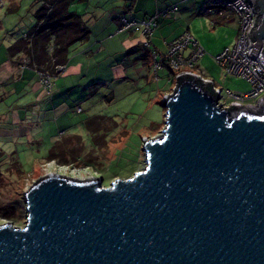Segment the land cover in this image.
I'll list each match as a JSON object with an SVG mask.
<instances>
[{
    "label": "water",
    "instance_id": "obj_1",
    "mask_svg": "<svg viewBox=\"0 0 264 264\" xmlns=\"http://www.w3.org/2000/svg\"><path fill=\"white\" fill-rule=\"evenodd\" d=\"M248 2L255 60L264 0ZM176 80L144 168L108 187L45 174L23 193L24 227L0 224V264H264V99L223 108L212 83Z\"/></svg>",
    "mask_w": 264,
    "mask_h": 264
},
{
    "label": "rangeland",
    "instance_id": "obj_2",
    "mask_svg": "<svg viewBox=\"0 0 264 264\" xmlns=\"http://www.w3.org/2000/svg\"><path fill=\"white\" fill-rule=\"evenodd\" d=\"M125 1L128 3L130 0ZM125 1L73 0L70 11L87 13L85 20L90 19L92 24L96 19L102 25L110 13L118 10ZM38 6L36 0H0V62L5 61L7 48L35 25L34 13ZM233 14L228 17L230 22L226 21L222 26L213 18L198 17L193 20L196 30L203 28L200 46L204 55L190 70L222 90L226 101L229 100L226 92L245 94L250 90L246 80L225 74L215 61L216 56L234 45L238 17ZM160 40L162 42L163 38ZM80 45L72 46L70 59ZM111 48L109 52H104L95 69L101 70L105 58L110 54V58L113 56L112 67L105 71V83L93 81L87 87L74 89L77 91L62 101L58 111H55L58 117L51 118L50 123L48 118L43 117V111L53 109L50 103L52 95H45L46 99L41 101L42 111L36 113L38 110L33 108L35 97L27 93L26 87L24 94H13L8 89L0 93V224L7 222L18 228L24 227L23 193L47 173L77 179L102 178V186L108 187L116 179H129L144 168L142 140L156 137L164 127L162 99L172 92L174 82L170 79L173 80V75L168 66L155 72L153 52L145 47L136 50L122 47L112 53ZM160 50L164 51L163 48ZM189 52L190 49L184 50L182 55L187 57ZM93 54L97 55L96 52ZM148 59L149 63L146 62ZM20 86H16L17 90ZM16 115L19 118L17 123ZM89 118L93 120L92 128L97 127L96 135L86 131L84 123ZM71 125L77 127L81 134V161L75 166L47 159L49 151L61 145L62 139L71 134L66 130L68 126L71 129ZM95 137L99 143L95 142Z\"/></svg>",
    "mask_w": 264,
    "mask_h": 264
},
{
    "label": "crops",
    "instance_id": "obj_3",
    "mask_svg": "<svg viewBox=\"0 0 264 264\" xmlns=\"http://www.w3.org/2000/svg\"><path fill=\"white\" fill-rule=\"evenodd\" d=\"M212 1L213 0H130L128 3H126V1L121 3L118 10L111 12L104 24L100 25V22L94 19L93 23L90 24L91 32L88 41L80 45V48L76 50L77 53L73 55L71 59L69 58V53L73 47L69 49L68 59L65 66L66 72L56 83H54L53 92L51 93L52 96L50 103L53 106V109L49 112L46 110L43 111V117L45 119L48 118V123L51 122V118L56 119L58 116L55 111H58L57 108L62 105V101L69 99L73 93L77 91L74 90L77 87H87L93 81L105 83V76L107 75L105 74V71L112 67L111 59L113 56L110 58V54L105 58V63H101V70L95 71V69L96 65L100 64L99 62L101 61L104 52H109L111 47V53L114 50L116 52V49L122 47L128 49L134 48L133 50H136L137 48L141 49L140 47H143L142 39L140 38L141 36L138 31L128 30L122 33H117L120 22L119 20L121 18L141 21L145 18L148 19V17L159 14L170 5L176 7V11L173 14L158 20L157 26L151 35L150 47H148V49L157 56L158 60H160L167 52L168 43L186 32L193 36L195 38L194 40L200 46V39L203 37V28L196 30L193 22L195 18H213L219 23V26L225 24L226 21L230 22L228 17L230 16V13L233 14V11L227 6L215 5ZM85 14L87 15V13ZM85 14L80 13L79 15L84 18ZM234 15L235 14H233V16ZM113 31H115L114 34ZM160 38H163L162 42H160ZM160 48H163L164 51H161ZM93 52H96L97 55H94ZM146 62L149 63V59L148 61L146 60ZM19 84H21V86L17 90L16 86ZM24 87L27 88V93L29 95L35 97L33 108L35 111L38 110L36 113H40L42 111L41 101L43 100L44 102L46 96L42 94L37 72L30 68L21 71L18 61L15 59L11 60L7 54L5 61L0 62V93H3L4 90L8 89L11 90L13 94H24L26 93ZM65 95H69V97L66 98ZM35 111L33 113H35ZM27 115L28 114H24V116L28 117ZM36 117L38 118V115H36ZM18 120L19 118L16 115L15 123H17ZM69 126L66 129L68 130L67 132H71L66 139L70 141L69 144L74 141V138L75 140L76 138H79L82 142L79 129L72 125V128L70 129ZM86 131L91 134L89 129H86ZM64 135L65 134L62 133L63 137ZM62 141L64 140L62 139ZM73 146L74 145L72 144L70 145V147ZM69 152L70 156L73 155L71 149ZM78 161L80 160L78 159Z\"/></svg>",
    "mask_w": 264,
    "mask_h": 264
},
{
    "label": "built area",
    "instance_id": "obj_4",
    "mask_svg": "<svg viewBox=\"0 0 264 264\" xmlns=\"http://www.w3.org/2000/svg\"><path fill=\"white\" fill-rule=\"evenodd\" d=\"M212 3L229 7L238 17V32L234 45L216 56L215 61L225 74L242 78L246 80L250 86L249 92L245 94L226 92L229 99L226 101L222 97V90L213 85L219 97L218 105L221 104L223 108H229L230 106L256 107L257 104L264 99V55L262 52L258 53L255 60L249 56L252 50V48H250L252 42L248 35L250 30L255 28L256 25L255 10L248 0H229L227 3L224 0H213ZM175 11L176 7L165 12L163 17L173 14ZM156 19L157 16L142 22L122 19L117 33L128 30L138 31L143 39V47L148 49L151 35L157 26ZM187 49H190V52L187 57H184L182 51ZM152 55L154 60L153 70L155 72L161 70L163 68L162 63H165L175 74L173 80L170 79V82H174L172 91L176 87V78L184 74L194 76L207 83H212L190 70L194 68L199 59L203 57L204 51L188 32L168 43L167 52L160 60L157 59L154 53H152ZM16 61H18L21 71L28 68V60L26 58L20 57L16 59ZM56 72L57 76L37 72L43 95L47 96L53 92V82L58 77L65 74L66 68L64 66L57 67ZM79 111L80 110H78L77 113H79Z\"/></svg>",
    "mask_w": 264,
    "mask_h": 264
},
{
    "label": "trees",
    "instance_id": "obj_5",
    "mask_svg": "<svg viewBox=\"0 0 264 264\" xmlns=\"http://www.w3.org/2000/svg\"><path fill=\"white\" fill-rule=\"evenodd\" d=\"M72 1L73 0H36L39 6L34 13L35 25L24 34L21 39L17 40L7 49L8 57L11 60L24 57L28 60V68L34 69L36 72L57 76L56 68L66 66L69 49L76 44H84L90 37V19L85 20L83 16L71 12L70 6ZM174 7V5H170L159 14L155 15L157 16L156 21L158 22L159 19L165 18L163 14ZM153 17L154 16L148 17V19ZM122 19L125 18L119 20V26ZM148 19L145 18L144 20L136 22L146 21ZM125 20L135 21L129 19ZM162 64L163 67L166 66L165 63ZM170 72L174 78L175 74L171 70ZM181 79L182 78L178 79V81H181ZM54 83L55 81L53 84ZM92 123V118H89L85 122V128L90 130V135H96L98 130L97 127L92 128ZM93 139L95 142L99 143L97 137ZM68 142L70 141L65 139L62 141L61 145L53 147L49 151L47 159L57 160L61 165H78L77 163L81 161L80 156L83 153L82 142L79 138H76V140L74 138L72 142L74 145L73 147H70L71 144H68ZM76 142L78 144L76 145L79 146L78 148H75ZM70 149L73 152L71 156L69 152ZM78 159L80 161H78ZM86 165L88 166L87 162Z\"/></svg>",
    "mask_w": 264,
    "mask_h": 264
},
{
    "label": "bare ground",
    "instance_id": "obj_6",
    "mask_svg": "<svg viewBox=\"0 0 264 264\" xmlns=\"http://www.w3.org/2000/svg\"><path fill=\"white\" fill-rule=\"evenodd\" d=\"M156 75V74H155ZM172 92H170L169 94H171ZM169 94H167V95H169Z\"/></svg>",
    "mask_w": 264,
    "mask_h": 264
}]
</instances>
